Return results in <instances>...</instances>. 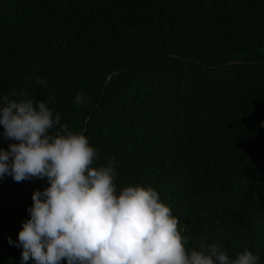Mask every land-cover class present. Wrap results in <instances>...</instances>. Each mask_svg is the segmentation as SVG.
I'll use <instances>...</instances> for the list:
<instances>
[{"label": "trees", "instance_id": "trees-1", "mask_svg": "<svg viewBox=\"0 0 264 264\" xmlns=\"http://www.w3.org/2000/svg\"><path fill=\"white\" fill-rule=\"evenodd\" d=\"M21 88L55 98L94 165L116 158L118 187L157 190L186 247L264 264V0H0V95ZM47 186L0 179V264Z\"/></svg>", "mask_w": 264, "mask_h": 264}, {"label": "clouds", "instance_id": "clouds-1", "mask_svg": "<svg viewBox=\"0 0 264 264\" xmlns=\"http://www.w3.org/2000/svg\"><path fill=\"white\" fill-rule=\"evenodd\" d=\"M86 100L82 92L74 98L77 106ZM53 103L26 88L0 95V137L10 141L0 147V179L48 184L33 191L17 241L7 238L22 249L20 264H259L248 248L230 257L214 240L186 247L190 237L157 190L138 182L118 187L116 158L94 165L97 150L61 122Z\"/></svg>", "mask_w": 264, "mask_h": 264}, {"label": "water", "instance_id": "water-1", "mask_svg": "<svg viewBox=\"0 0 264 264\" xmlns=\"http://www.w3.org/2000/svg\"><path fill=\"white\" fill-rule=\"evenodd\" d=\"M106 84H107V83H106ZM106 84H105V85H106Z\"/></svg>", "mask_w": 264, "mask_h": 264}]
</instances>
